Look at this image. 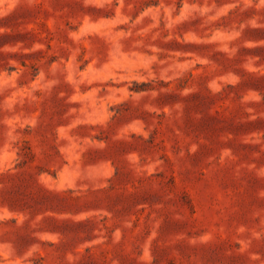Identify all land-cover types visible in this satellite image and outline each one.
<instances>
[{
    "label": "rangeland",
    "instance_id": "rangeland-1",
    "mask_svg": "<svg viewBox=\"0 0 264 264\" xmlns=\"http://www.w3.org/2000/svg\"><path fill=\"white\" fill-rule=\"evenodd\" d=\"M0 264H264V0H0Z\"/></svg>",
    "mask_w": 264,
    "mask_h": 264
}]
</instances>
